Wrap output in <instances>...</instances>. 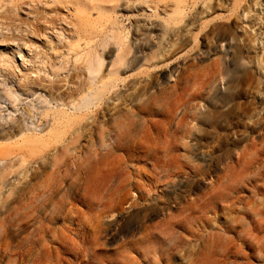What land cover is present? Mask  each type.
I'll use <instances>...</instances> for the list:
<instances>
[{
  "label": "rangeland",
  "instance_id": "1",
  "mask_svg": "<svg viewBox=\"0 0 264 264\" xmlns=\"http://www.w3.org/2000/svg\"><path fill=\"white\" fill-rule=\"evenodd\" d=\"M75 1L0 0V135L81 114L92 40ZM176 1L119 15L134 43L136 23L179 42L174 62L128 75L46 152L0 139V264H264V0H184L187 42L165 26ZM102 36L99 78L117 51ZM146 124L162 136L135 142Z\"/></svg>",
  "mask_w": 264,
  "mask_h": 264
},
{
  "label": "bare ground",
  "instance_id": "2",
  "mask_svg": "<svg viewBox=\"0 0 264 264\" xmlns=\"http://www.w3.org/2000/svg\"><path fill=\"white\" fill-rule=\"evenodd\" d=\"M135 2L136 0L134 1L133 0H76L75 1L77 5L76 6L77 15L79 16V21L81 24L80 27L82 31L89 34L88 37L90 38V40H92V43L88 42L87 47L85 49V53L82 56V59L87 64L89 75L92 79V84L87 92L89 94L82 98V101L79 103V106H76V108L78 109L77 111L81 112V114L77 116L76 111L62 110V114L54 117L55 121H54V125L52 126L53 129L50 130L47 136L41 134H35L33 132L30 133L28 131H24L22 128H19L14 132H9L8 134L5 135H0V139L7 138L8 140H11L14 139L16 136H18L15 139V143L19 145L20 144L25 146L29 145L31 148L40 147L42 149L43 148L46 149L47 145L52 143H58L59 141H61V131H62V135H64L69 130L68 128H73L74 131L72 132V134H77V133L79 134V131L82 130L80 128H83L80 122L81 121L80 118L82 117L84 118L86 116L85 114H91L95 111L96 108L100 107L105 102L107 96L115 92L118 86H120L119 85L120 83L126 81L127 79L126 77H128V75L130 77H133V79L135 76L140 77L143 74L150 76L152 74V72H149L151 69H159V68L161 69L163 65L172 63L178 58L174 56L173 52L179 45V42H177L175 39L163 41L159 36L151 37L152 35H154L152 34L153 33L152 28H154L155 25L153 24L149 25L147 29H143L139 24L136 23L135 24L136 32H134V34L140 36V38H137L139 40V43L137 42L134 43L131 41V39L128 40V37L125 34V30L127 29V24L120 21L119 15L122 14L123 16L126 15L129 16L128 19L130 20V23H132L131 22L132 18L130 15H138L142 11V8H140V6ZM184 3H185L184 0L183 1L177 0L175 7H173L171 11L168 12V17L164 18V22L167 28L174 31V34H176L179 31L178 36L179 37L181 36L180 39H182V41L187 42L188 35L191 32L192 24L190 20L187 19V13ZM92 9L98 10V18L95 21L91 20L92 18L90 11ZM154 11L158 12L159 8L157 7L154 8ZM203 25L204 24L202 22V26ZM104 32L111 33V38L112 40H114V44L116 45L117 51L111 62L112 64L110 68V75L107 77L102 75V77L99 78V73L102 69L104 59L99 49L96 48V44L94 43L93 38L100 37L101 38L100 46L105 48L106 45L108 44V40L107 37L102 36ZM157 40L159 41V43H157ZM260 64L261 63H259V65ZM144 66H146L149 69L140 70ZM148 72L151 74H147ZM123 74H124V78H123ZM136 81H138V79ZM147 109L149 108L147 107ZM44 114L48 115L49 111H44ZM131 115L135 116V114H133L132 111L126 112V117H130ZM94 121L95 120H93V122ZM61 127H65V129L61 130ZM148 128L149 125L145 130L140 132L139 135L140 137L137 134L136 136L133 137V140H135V142L141 140L142 143L144 142L149 143V141L152 140L151 137H153V134L155 135L154 137H159L160 135L156 136V133L159 134L162 132V131L159 132L160 129L159 131L156 129L158 127L156 128L154 127L153 129L154 130L156 129L157 132L153 133L156 130L155 131L151 130L153 131L152 134L151 132H149ZM150 133L152 134L151 137H150ZM154 139L155 138H153V140ZM157 141L158 140H156L155 142L157 143ZM2 143L3 142H0V146L2 145ZM42 149L41 151L44 150ZM1 150H3V148ZM167 151L168 150H166L165 152ZM5 153H7V151ZM11 153L13 152L11 151ZM2 158L0 157V160H2ZM6 176H3V178Z\"/></svg>",
  "mask_w": 264,
  "mask_h": 264
}]
</instances>
